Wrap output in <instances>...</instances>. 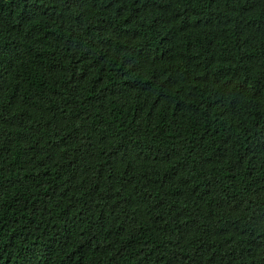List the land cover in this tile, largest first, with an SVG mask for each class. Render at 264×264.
Returning <instances> with one entry per match:
<instances>
[{
	"label": "trees",
	"instance_id": "1",
	"mask_svg": "<svg viewBox=\"0 0 264 264\" xmlns=\"http://www.w3.org/2000/svg\"><path fill=\"white\" fill-rule=\"evenodd\" d=\"M0 264H264V0H0Z\"/></svg>",
	"mask_w": 264,
	"mask_h": 264
}]
</instances>
